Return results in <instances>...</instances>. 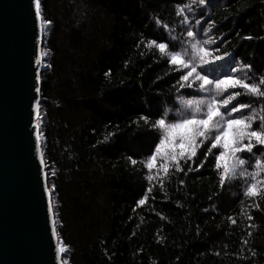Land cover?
Here are the masks:
<instances>
[{
	"label": "trees",
	"instance_id": "obj_1",
	"mask_svg": "<svg viewBox=\"0 0 264 264\" xmlns=\"http://www.w3.org/2000/svg\"><path fill=\"white\" fill-rule=\"evenodd\" d=\"M190 3L40 0L42 20L51 23H42L45 70L37 125L58 244L67 248L62 260L68 264H264V171L255 181L237 177L220 188L213 156L198 172L163 176L154 169L153 181L146 179L142 162L161 133L132 122L147 113L154 120L169 112L175 119L184 100L195 106L199 97L184 90L177 95L179 77L158 50L143 44L166 37L157 19L169 27L167 35L185 37L177 5ZM192 6L189 22L200 27L201 41L214 40L209 50L229 53L205 66L210 79L241 64L252 65L246 72L253 79L264 74V0ZM239 101L250 105L244 116L264 112V98L242 94ZM108 132L113 136L101 143ZM248 159V171L257 172L255 156ZM249 183H256L259 195H244Z\"/></svg>",
	"mask_w": 264,
	"mask_h": 264
},
{
	"label": "snow or ice",
	"instance_id": "obj_2",
	"mask_svg": "<svg viewBox=\"0 0 264 264\" xmlns=\"http://www.w3.org/2000/svg\"><path fill=\"white\" fill-rule=\"evenodd\" d=\"M205 3L206 0H191L190 4L177 5V16L182 17V23L188 26L185 28L188 40L179 48L176 40L167 37L160 38L162 42L153 38L143 44L149 51L158 50L161 57L164 58V62L170 66V72L179 77L173 84L177 95H180L181 90H184L185 94L199 97L195 106L192 99L184 100L175 119L171 118V113L163 112L157 113L153 120V114L147 113L140 115L138 121L132 122L136 124L142 121L145 128L161 133L158 139L153 141L154 147L150 149L146 160L142 162L143 167L149 173L146 176L149 182L155 178L154 169L157 174H163V176H167L171 170L187 175L188 172H198L205 162H211L213 156L215 160L213 168L217 174L220 188L237 177L251 176L255 181L259 171H264V152H261L260 156H256V151L264 148V112L258 114L253 109L251 115L244 116L242 110L248 109L250 105L239 101L242 94L264 98V74H261L258 79L249 77L246 70L252 68L251 64L232 67L231 74H224L222 78L210 79L204 73L206 65L222 61L229 56L227 51L220 55L219 47L209 50L207 46L214 44L215 41L211 39L199 40V32L189 23L186 13L193 11L192 5L204 6ZM32 4L36 10V18L42 19L39 11L40 0H32ZM43 22L51 23L47 20ZM195 23L199 25L200 20H196ZM208 23L211 26L213 22L208 21ZM156 24L158 27L161 26V21L157 19ZM163 27L167 28V25L165 24ZM244 39L250 40L252 37H244ZM139 47L140 43L137 44V48ZM141 55H145V53H141ZM125 64L127 66V62ZM241 72H245V75H238ZM108 75L109 73L106 72L105 76ZM165 75L169 76V73H165ZM170 78L174 79L175 77L170 76ZM158 79H162V77H158ZM239 90H243V92ZM36 110L37 105L34 104L33 111ZM257 119L259 120L258 128L254 127ZM112 136L113 132H108L101 143L108 141ZM37 154L40 157L41 165H44L45 161L40 153L39 136H37ZM201 156L204 159H200ZM252 156H255L254 167L258 170L257 172L248 171V157ZM127 159L133 166L138 163L137 159L131 156ZM43 171L42 167L41 172ZM256 189V183H249L244 195L246 197L257 196L259 192ZM147 191H151V188ZM45 192L47 193L48 189H45ZM145 202L146 197L141 198L137 201V206H142ZM48 211L51 220L53 212L51 205H49ZM229 219L232 220L231 217ZM232 223H235V220H232ZM53 235H55L54 222ZM66 251L67 248L64 245L56 246L58 258L60 253ZM62 264H68V261H63Z\"/></svg>",
	"mask_w": 264,
	"mask_h": 264
},
{
	"label": "water",
	"instance_id": "obj_3",
	"mask_svg": "<svg viewBox=\"0 0 264 264\" xmlns=\"http://www.w3.org/2000/svg\"><path fill=\"white\" fill-rule=\"evenodd\" d=\"M35 13L32 0H0V264H62L37 154L43 30Z\"/></svg>",
	"mask_w": 264,
	"mask_h": 264
},
{
	"label": "rangeland",
	"instance_id": "obj_4",
	"mask_svg": "<svg viewBox=\"0 0 264 264\" xmlns=\"http://www.w3.org/2000/svg\"><path fill=\"white\" fill-rule=\"evenodd\" d=\"M44 57H45V54H44ZM45 66V65H44ZM44 70H45V67H44ZM43 74H44V71H43ZM43 74H42V76H43ZM63 254H64V252H63Z\"/></svg>",
	"mask_w": 264,
	"mask_h": 264
}]
</instances>
